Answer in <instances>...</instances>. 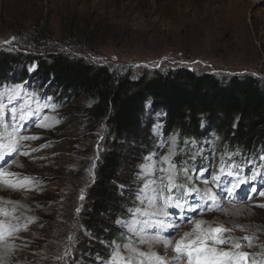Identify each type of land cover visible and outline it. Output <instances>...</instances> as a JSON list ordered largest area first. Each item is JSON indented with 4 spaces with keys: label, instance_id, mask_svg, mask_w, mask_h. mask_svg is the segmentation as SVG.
Returning a JSON list of instances; mask_svg holds the SVG:
<instances>
[{
    "label": "rangeland",
    "instance_id": "374dc122",
    "mask_svg": "<svg viewBox=\"0 0 264 264\" xmlns=\"http://www.w3.org/2000/svg\"><path fill=\"white\" fill-rule=\"evenodd\" d=\"M18 32L16 38L23 45L33 34H46L64 51L115 70L132 68L137 76L141 75V68L166 71L185 65L197 72L220 76L252 73L264 77V0H0V45L15 41L13 37ZM16 71L21 72V68ZM33 72L29 71L25 80L11 74L15 78L0 85V101L7 104L0 142L16 139L11 135L14 127L11 123L19 122L12 121V114L26 107L33 108L29 112L38 110V116L29 127L21 122V135L39 137L20 141L19 150L28 155L20 156L18 152L15 159L13 155L7 163L10 169L6 165L4 173L15 175L0 178V209L7 213L0 214V222L19 226L18 231L0 240L13 256L0 260V264H126L133 255L124 247L129 241L140 252L149 251L175 264L178 254L173 246L186 233H193L190 239H194V229L200 221L204 222L201 225L204 229L221 226L228 229L222 233L225 243L208 240V247L247 253L242 264H264V151L238 154L217 146L215 139H208V146L194 153L189 142L182 145L174 131L161 136L155 146L146 147L142 127L135 136L122 141L124 159L119 186H115L127 197L120 198L123 205L128 204L127 200L132 203L115 220L113 231L121 232L124 238L120 242L103 241L105 249L75 263L77 236L84 231L67 222L68 200L72 195L85 196L94 181L104 132L97 133L100 138L96 142L86 132L87 117L82 110L92 104L91 99L66 97L61 90L51 93L42 81L32 79ZM19 85L23 86V92L8 102L6 94L11 95V90ZM161 114L154 113L155 135L163 129V123L159 122ZM72 127L78 128L76 136L67 133ZM165 156L173 165L175 183L183 185L185 191L182 207L167 208L170 214L166 220L162 214L151 215L162 213L163 201H157L152 189L160 186L159 177H164L167 183L168 173L158 172L154 167L159 162L167 168ZM81 165L85 166L84 173L79 172ZM253 175L255 179L251 178ZM24 178L31 181L25 188L9 187L3 182L5 179L24 182ZM237 179L247 182L227 194L229 181ZM2 188L10 191H1ZM192 188L200 191H190ZM207 189L217 194L215 202L203 196ZM180 192V188L172 189L173 196H179ZM196 198L200 204L195 206L191 200ZM110 210L102 218L104 223ZM159 219L165 220L164 225ZM132 228L137 231L133 233ZM156 233L166 241L170 239L172 246L166 247L168 242L156 244ZM70 236L74 237V243L69 241ZM82 236L87 238L89 233ZM100 236L103 239L102 233ZM141 238L147 243H140ZM235 244L242 247L236 249ZM65 250L70 255H65ZM136 260L148 264L146 257L135 256L132 264ZM179 264H187L186 257Z\"/></svg>",
    "mask_w": 264,
    "mask_h": 264
},
{
    "label": "trees",
    "instance_id": "16d2710c",
    "mask_svg": "<svg viewBox=\"0 0 264 264\" xmlns=\"http://www.w3.org/2000/svg\"><path fill=\"white\" fill-rule=\"evenodd\" d=\"M18 34L20 32L16 33L15 41L0 45V85L15 78L11 74L27 79L30 66L35 64L32 79L42 81L51 93L61 90L66 97L91 99L92 104L82 110L87 117L86 132L94 142L100 138L97 133L104 132L96 177L84 200L79 195H72L68 200L67 222L70 226L79 225L84 231L82 235L89 233L87 238L77 236L75 263L105 249L103 241L120 242L124 238L121 232H114L113 227L132 201L127 200L124 206L120 198L124 200L126 196L123 197L115 185L119 186L124 159L122 141L135 136L140 127L144 128L142 141L146 147L155 146L161 136L174 131L182 145L189 142L194 153L208 146V139H215L217 146L238 151V154L264 151L262 76L252 73L220 76L197 72L185 65L166 71L141 68V75L137 76L132 68L115 70L107 64L64 51L46 34H33L24 43L31 49L24 50V45L16 38ZM17 68H21V72H17ZM157 112L162 113L158 120L163 123V129L155 135L152 130ZM72 128L67 133L76 136L78 128ZM84 169L81 165L79 172L84 173ZM78 204H81L79 213ZM108 210V221L104 223L102 218Z\"/></svg>",
    "mask_w": 264,
    "mask_h": 264
},
{
    "label": "snow or ice",
    "instance_id": "6c2138e0",
    "mask_svg": "<svg viewBox=\"0 0 264 264\" xmlns=\"http://www.w3.org/2000/svg\"><path fill=\"white\" fill-rule=\"evenodd\" d=\"M13 39H15V37H13ZM6 43H9V42H6ZM29 71H35V65H33L29 69ZM22 92H23V86L19 85L16 88L11 90V95L6 94L5 99L8 102H11L14 97H17L18 94H21ZM6 108H7V104H5L3 101H0V128H3L4 126L3 116L6 111ZM30 115H34V113L29 114L27 109H20L18 113H13V119L23 122L25 121L26 118H30ZM22 128H23L22 124H17L15 127L12 128L11 135H14L16 139L10 143L0 142V151H6L9 154L18 153L21 140L39 138V137H29V136L21 135ZM2 139H3L2 133H0V141H2ZM33 151H36V149H34ZM23 154L28 155V153H23ZM262 159H264V157H262ZM0 161H2L0 162V178H3L5 175H8V176L15 175L11 173L5 174L2 171V169L7 165V163H9L7 159H5L3 156H0ZM163 162L168 165L167 168L161 167L159 162L154 167L158 172L168 173L167 183L165 184L164 177H159L158 179H159L160 186L153 189V191L156 193L157 201H163L162 213H151V215H161L162 214L166 220L167 216L169 215V213L166 211L167 208H171V207L181 208L182 207L181 200L183 199L185 195V191L183 189V185H177L175 183L174 176L171 172L173 165L169 161L168 156L163 157ZM221 163L223 164L224 161L222 160ZM94 168H95V164H93V169ZM183 171L185 173L188 172L187 169H183ZM220 171L223 172L224 169L221 168ZM94 176H95V173L93 171L92 172L93 179H94ZM251 178L255 179V175H253ZM3 182L9 187L25 188L27 187V184L30 183L31 181L28 178H24V182H21L19 180H10V179H5ZM246 182L247 181L240 180V179H237L235 182L229 181L230 187L226 189L227 194L231 195L232 191L236 189L239 184L246 183ZM173 188L181 189L179 196L172 195ZM190 191L199 192L200 189L192 188ZM203 196L213 202L217 200V194L212 192L211 189H207L203 193ZM80 199L84 200L83 194H81ZM146 199H148L150 204L153 203L151 198L146 197ZM141 203H143V201ZM153 206H155V204ZM192 210H195V209H192ZM76 211L77 213H79L81 209L77 208ZM0 214L6 215L7 213H4L3 210L0 209ZM144 214L149 215V213H146V212ZM165 220H160L159 223L163 225L165 223ZM203 223H204L203 221L197 222L196 227L194 229V233H195L194 239H190V237L193 236V233H186L184 238L176 242V244L173 246L174 251L178 254L174 258L175 264H179V262L185 257L187 259V264H242V261H244L248 255L247 253L223 251V250H218L216 247L207 246L206 242L208 240L214 241L215 244L225 243L222 237V233L225 231H228V229H225L222 226L217 227V228L204 229L203 227H201ZM144 224H147V221H145ZM153 227H156V225H153ZM172 227L175 229H178L179 226L176 224H173ZM18 230H19V226L5 225L3 222H0V240H4L6 235H11L12 233ZM131 230L133 233L137 231L136 228H132ZM68 239L72 243L75 242V239L72 236H70ZM154 239L156 242H160L161 234L156 233ZM244 239L247 240L250 238L245 237ZM146 242L147 241H145L143 238L140 239V243H146ZM167 246H172L170 240L166 244V247ZM124 247L128 248L129 251L133 254L127 258L126 264H132V261L135 258V256L146 257L148 264H169V262L165 261L162 257L157 256L153 253L140 252L138 249L132 246L131 241H129V244L124 245ZM241 247L242 245L240 244L234 245V248L236 249H239ZM65 255H70V253L67 250H65ZM62 258L63 257H61V259ZM135 264H145V261L136 260Z\"/></svg>",
    "mask_w": 264,
    "mask_h": 264
},
{
    "label": "bare ground",
    "instance_id": "6f19581e",
    "mask_svg": "<svg viewBox=\"0 0 264 264\" xmlns=\"http://www.w3.org/2000/svg\"><path fill=\"white\" fill-rule=\"evenodd\" d=\"M27 108V111H28V113L29 114H31V113H34V115H30V118H26L25 119V121H23L24 122V125H31L32 123H33V121L35 120V118H36V112H38V110H33V111H31V112H29V110H32L33 108H29V107H26ZM10 113H13V112H11L10 111ZM8 114V113H7ZM12 121H15V122H19V124H22L20 121H17V120H14L13 119V114H12ZM26 121H27V123L28 124H26ZM14 127L17 125L16 123H11ZM25 127V126H24ZM29 127V126H28ZM13 140V139H12ZM3 143H5V142H3ZM6 143H8V142H6ZM22 145V144H21ZM18 152L20 153V156L21 155H23L21 152H22V150H18ZM13 155H15V157H14V159L18 156L17 155V153H12V154H9L8 152H6V151H0V156H3L5 159H7L8 161H9V159L11 160L12 159V157H13ZM13 159V160H14ZM12 160V161H13ZM12 161H11V163H12ZM0 162H2V161H0ZM10 167H11V165H7V169L9 170L10 169ZM5 168V167H4ZM2 169V171L3 172H5V169ZM7 171V170H6ZM7 177H10V176H8V175H6ZM219 191L220 192H222V188L219 186ZM153 190V189H152ZM1 191H10V190H7V189H5V188H2V190ZM12 192V191H11ZM13 193H17V192H13ZM197 199L198 198H196V199H192L191 200V203L193 204V205H198V204H200L199 202H197ZM205 202H203V204H204ZM16 205V204H15ZM137 205V204H136ZM199 210H201V209H199ZM190 212V211H189ZM188 212V213H189ZM232 212H233V210H232ZM155 213V212H154ZM173 213V212H172ZM131 214V213H130ZM170 214V213H169ZM189 215V214H188ZM136 217V216H135ZM191 218H192V215H191ZM189 218H187V220H188ZM160 220V219H159ZM184 223V222H183ZM141 225V224H140ZM164 225V224H163ZM146 227V226H145ZM140 229V228H139ZM152 230V229H151ZM157 230H159V229H157ZM142 231V230H141ZM145 241H146V239H144ZM167 240V239H166ZM166 240H164V239H162L161 238V241L160 242H156V244H163V243H165V242H168V241H166ZM168 240H170V239H168ZM1 243V242H0ZM147 243V242H146ZM145 244V243H144ZM151 244V243H150ZM155 245V244H154ZM144 246V245H143ZM152 246H153V244H152ZM161 247V246H160ZM154 248V247H153ZM157 248V247H156ZM159 248V247H158ZM149 252V251H148ZM147 252V253H148ZM9 254H11L10 253V251H9V249H7V247H6V245H4V243L3 244H0V260H8V258L7 257H11V258H13V256H12V254L10 255V256H8Z\"/></svg>",
    "mask_w": 264,
    "mask_h": 264
}]
</instances>
